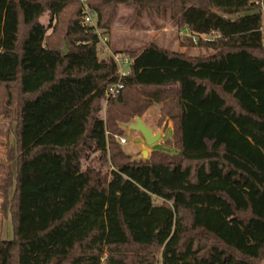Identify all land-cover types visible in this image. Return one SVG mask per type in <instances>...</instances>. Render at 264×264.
I'll use <instances>...</instances> for the list:
<instances>
[{"label":"trees","instance_id":"1","mask_svg":"<svg viewBox=\"0 0 264 264\" xmlns=\"http://www.w3.org/2000/svg\"><path fill=\"white\" fill-rule=\"evenodd\" d=\"M85 3L107 33L119 4L169 18L186 50L116 51L121 76L81 0H0V115L16 137L0 264H263V1ZM156 102L175 152L133 158L114 135Z\"/></svg>","mask_w":264,"mask_h":264},{"label":"rangeland","instance_id":"2","mask_svg":"<svg viewBox=\"0 0 264 264\" xmlns=\"http://www.w3.org/2000/svg\"><path fill=\"white\" fill-rule=\"evenodd\" d=\"M262 1L264 3V0ZM41 20L47 23L48 15L45 14ZM184 33L188 32L186 30H183L182 32L179 31L174 25H172L169 18L156 15L151 19L145 11L143 14L137 15L133 6L119 4L113 18L112 27L108 33L109 41L107 44H103L101 41L99 42L98 55L100 58L111 56L112 53L116 52L114 50V43L116 46L127 47L130 50H137L143 48L151 41H154L161 46L173 50H186L185 46L180 45V42H186L183 38ZM213 36L214 34L204 35L203 37L208 39ZM66 48L68 50L67 42ZM189 53L191 55H198L201 53L209 54L211 52L199 45H194L189 48ZM122 70L128 72L129 65H122ZM161 105L160 102H156L145 112L148 123L154 126L156 132L158 130H163L165 124V121L161 118ZM159 106L160 108L158 111ZM107 109L106 107L104 108V117L107 116ZM134 120L135 118L129 121V123H120L121 127H124V132L121 135H114L116 141L123 147V149H125V151L132 155L133 158H143V150L147 149L150 151V149L156 147L158 143H160V146L154 150H163L168 153L175 152L172 146H167L165 144L166 139L163 142V139H161L162 137L152 146H148L147 148L143 147L142 134L139 131L128 128V124L135 123ZM14 128L15 122L0 115V239H10L13 232L8 207L14 188L16 171V137ZM121 137L126 138L127 142L122 144L120 142Z\"/></svg>","mask_w":264,"mask_h":264},{"label":"built area","instance_id":"3","mask_svg":"<svg viewBox=\"0 0 264 264\" xmlns=\"http://www.w3.org/2000/svg\"><path fill=\"white\" fill-rule=\"evenodd\" d=\"M81 1L84 3V20H83L84 24L90 27L95 33L98 34L99 39L103 44H107L109 41L108 33L98 28L95 14L92 10H90L86 6V3H85L86 0H81ZM112 54L114 56L115 61L118 63L120 67L121 76L125 75L127 72L122 70V65L129 64L130 62L129 58L121 53H112ZM123 87H124V84L122 83V81H118L117 83H114L111 86H109L108 89L106 90L105 103H107L108 99L116 97L120 93V91L123 89ZM120 142L124 144L127 142V140L126 138L121 137Z\"/></svg>","mask_w":264,"mask_h":264},{"label":"water","instance_id":"4","mask_svg":"<svg viewBox=\"0 0 264 264\" xmlns=\"http://www.w3.org/2000/svg\"><path fill=\"white\" fill-rule=\"evenodd\" d=\"M63 51L66 53L67 52V48H66V42L64 44V48ZM131 129H134L136 131H139L144 140L146 141L147 145H153L154 143H156L160 138H161V132H157L154 133V131L152 130L151 127H149L143 120L141 117H137L136 121L134 124H132ZM148 150L144 149L142 152L143 158H147L148 157Z\"/></svg>","mask_w":264,"mask_h":264},{"label":"crops","instance_id":"5","mask_svg":"<svg viewBox=\"0 0 264 264\" xmlns=\"http://www.w3.org/2000/svg\"><path fill=\"white\" fill-rule=\"evenodd\" d=\"M182 32V31H181ZM188 32V31H187ZM184 35H189V32L188 33H184ZM126 49H129V48H127V47H123V46H116L115 45V43H114V50L115 51H122V50H126ZM137 50H140V49H137ZM181 51H184V50H181ZM156 107V106H155ZM159 108H160V106L158 107V111H159ZM142 120L149 126V127H151L152 128V130L154 131V133H157V132H161L162 134H161V139H163V142H164V140L165 139H167V138H170L171 136H172V133H173V126H174V123H175V121H176V119H170L169 121H167V123L165 122V124H164V128H163V130H158L157 132H156V129L154 128V126H152L151 124H149L148 123V121H147V119H146V114H144L142 117ZM134 121H136V118H135V120ZM132 124H128V128H131L130 126H131ZM124 128V127H123ZM143 137V136H142ZM155 144V143H154ZM160 143H158V145L156 146V147H152L151 149H150V151H152V150H154V149H157L158 148V146H160L159 145ZM142 146L143 147H148V146H152V145H147V143H146V141L144 140V138H143V144H142ZM150 151H148V152H150Z\"/></svg>","mask_w":264,"mask_h":264}]
</instances>
